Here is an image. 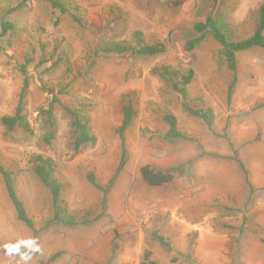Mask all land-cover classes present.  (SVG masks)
I'll return each mask as SVG.
<instances>
[{
	"label": "rangeland",
	"instance_id": "obj_1",
	"mask_svg": "<svg viewBox=\"0 0 264 264\" xmlns=\"http://www.w3.org/2000/svg\"><path fill=\"white\" fill-rule=\"evenodd\" d=\"M58 1L65 13L43 0H0V119L14 115L26 80L31 130L7 133L0 123V165L33 224L17 220L0 177V264H141L145 252L157 264H264V51L238 54L234 75L211 38L185 50L209 16L228 40L249 38L264 0ZM137 33L166 53L101 52L139 49ZM164 68L174 82L193 72L186 100L159 77ZM187 109L210 112L211 127ZM67 110L89 119L93 145L74 150ZM170 115L184 139L167 137ZM36 156L51 163L63 219L75 225L54 221ZM143 166L175 180L150 188Z\"/></svg>",
	"mask_w": 264,
	"mask_h": 264
},
{
	"label": "trees",
	"instance_id": "obj_2",
	"mask_svg": "<svg viewBox=\"0 0 264 264\" xmlns=\"http://www.w3.org/2000/svg\"><path fill=\"white\" fill-rule=\"evenodd\" d=\"M46 1L51 8L65 13L66 9L62 3L58 0H43ZM22 8V5L18 6L15 11H18ZM11 29L10 26L3 25V33L6 30ZM193 31L196 35V38L190 40L185 50L186 52L191 53L197 48L201 42L206 38H211L215 41L218 46L221 48L222 55L226 60L228 69L235 75L236 74V56L252 50H261L264 51V2L261 5L258 11L257 25L255 30L249 38L239 41L232 42L228 40L225 34V24L221 21L215 20L212 16L207 17L204 22H198L194 25ZM134 39L139 45V49L135 50L134 48L128 47L124 44H104L101 49L102 53L114 54V55H123L126 53H134L135 55L141 57H156L166 53V46L164 44L156 45H141L140 34L137 33L134 35ZM176 73H173L170 68H164L159 73V77L171 85L172 90L177 93L180 98L184 101L187 98V86L191 83L194 75L192 71H188L186 75L180 77L179 82H174L173 78ZM236 78L234 76L233 84L230 86L228 96H231ZM28 89V83L24 80L23 88L19 97L18 106L14 112V115L11 117H2L0 123L4 130L7 133L15 132L16 130H21L24 133L29 134L31 132L29 125L26 121L25 115L23 114V103L26 91ZM187 112L195 117L202 120L208 127H211L213 116L210 112H196L190 109H187ZM67 113L71 116V129L74 135V150L78 151L81 147L87 145H93L95 143V137L91 134L89 127V119L85 116H81L78 113H74L70 110H67ZM123 121L122 125L119 128V135L123 139L124 132L130 126L133 117L134 111L131 104L124 105L122 108ZM165 122L168 125L167 137L171 140L184 139V137L177 130V121L176 118L172 115L165 117ZM51 138V135L48 136ZM123 157V156H122ZM123 160V159H122ZM34 165V174L40 181V183L49 191L52 198V206L54 209V221L61 222L67 226H73L75 223L71 217H67V220L64 221L63 216L65 215V210L60 206V186L52 179L51 173V163L46 161L40 156L33 157ZM140 178L143 183L150 188H160L162 186L168 185L175 180L173 174L161 171L159 169L152 168L150 166H143L140 171ZM0 177L3 181L7 197L12 204L17 220L33 230V224L28 218L23 204L20 202L13 182V173L5 170L0 165ZM90 184L101 190L98 185L95 184L94 179L89 177ZM250 193L254 192L253 187L248 183ZM158 243L165 249H169V245L166 243L164 238H158ZM54 257L52 260H54ZM141 264H157L149 252H145L143 255V260Z\"/></svg>",
	"mask_w": 264,
	"mask_h": 264
}]
</instances>
